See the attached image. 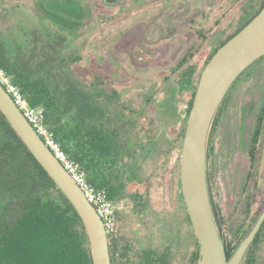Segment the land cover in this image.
<instances>
[{"label": "trees", "instance_id": "obj_1", "mask_svg": "<svg viewBox=\"0 0 264 264\" xmlns=\"http://www.w3.org/2000/svg\"><path fill=\"white\" fill-rule=\"evenodd\" d=\"M263 6L264 1L220 46L237 34ZM61 11L65 14L48 9L46 18L60 23L62 30L81 26L68 9ZM8 36L0 25V69L19 87L29 106L44 111L45 124L61 149L81 167L89 183L105 190L115 206L125 198L128 188L133 189L131 197L135 199L136 206L144 204L145 182H148L146 170L156 169L159 162L162 159L166 161L174 149L180 157L186 120L202 71L192 86L191 97L178 127L170 139L163 140L154 120L137 107L133 96L124 93L125 88L115 86L96 63L89 75L79 73L81 57L71 49L66 35L58 31L33 29L24 33L19 43L9 40ZM220 46L209 54L204 67ZM187 58L180 59L176 67L183 68ZM263 58L248 67L233 86ZM93 71L96 75L92 78ZM194 71L192 66L183 76H188L186 80L190 82L194 80ZM229 94L230 89L213 118L209 134ZM143 97L141 95L140 99ZM145 98L146 101L143 98L141 103H150V97ZM259 120L262 121L261 117ZM208 147L207 140L206 175L210 154ZM177 172L182 210L166 225L170 228L175 224L184 227L193 245L189 262L198 264L199 247L180 191L179 167ZM211 207L215 216L212 204ZM215 223L224 242L226 256L230 259L250 230L233 241H227L219 220L216 219ZM263 231L264 222L241 264H254L251 249L258 243ZM114 236L108 235L111 264H179V258L168 250L157 252L139 246V252L133 259L130 257L132 244L121 242ZM169 239L171 245H180L181 235L177 233ZM0 264H92L88 237L80 217L1 112Z\"/></svg>", "mask_w": 264, "mask_h": 264}, {"label": "rangeland", "instance_id": "obj_2", "mask_svg": "<svg viewBox=\"0 0 264 264\" xmlns=\"http://www.w3.org/2000/svg\"><path fill=\"white\" fill-rule=\"evenodd\" d=\"M252 2L255 1L240 0L239 4L243 7ZM102 3V0H0V25L8 33L7 38L18 43L24 38V33L33 29L58 31L66 35L71 49L81 57L79 73L89 75L92 65L96 63L115 86L125 88L124 93L133 96L137 107L154 120L162 139H170L183 117L192 86L213 46L230 30H218L219 26L216 25L227 18L228 4L224 8L223 5L217 8L214 7V0H211L210 8L190 16V25L185 27L180 25L183 22L178 19L170 30L129 32L121 28L124 24L119 25L122 16L110 15ZM48 9L56 10L57 14H65L61 10L68 9L81 26L62 30L60 23L46 18ZM149 19L151 21L147 27L156 26L154 18ZM132 20L130 18L129 23ZM140 41L144 46H138ZM185 56H188L187 63L178 69V62ZM192 66L195 70L194 80L189 82L186 80L189 77L183 76V73ZM94 75L96 73L93 71L90 77ZM141 95H144V101L146 96L150 97V103L142 104ZM260 117L261 127H264V58L234 87L232 85L208 138L212 206L227 241H233L244 231L251 230L264 208L263 137L258 144L257 170L254 172L256 186L250 174L246 178L249 171L248 147ZM177 167H180V157L174 149L166 161L162 159L159 162L156 169L151 171L147 167L145 178H148V182H145L146 194L142 207L136 206L135 199L131 197V188L126 190L125 198L116 205L119 221L118 233L114 238L132 244L130 257L133 259L142 247L157 252L168 250L179 258V264H190L193 245L188 233L182 226L175 224L170 228L166 225L182 210ZM177 233L181 235L180 245H171L169 238ZM251 252L254 264H264V231ZM244 261L245 257L242 259Z\"/></svg>", "mask_w": 264, "mask_h": 264}, {"label": "water", "instance_id": "obj_3", "mask_svg": "<svg viewBox=\"0 0 264 264\" xmlns=\"http://www.w3.org/2000/svg\"><path fill=\"white\" fill-rule=\"evenodd\" d=\"M264 56V6L237 34L212 55L203 68L186 126L180 154V188L199 247L198 264H240L264 222V209L228 259L215 223L206 181V147L213 118L236 79ZM0 112L35 160L70 202L84 226L92 264H111L102 221L0 85Z\"/></svg>", "mask_w": 264, "mask_h": 264}, {"label": "flooded vegetation", "instance_id": "obj_4", "mask_svg": "<svg viewBox=\"0 0 264 264\" xmlns=\"http://www.w3.org/2000/svg\"><path fill=\"white\" fill-rule=\"evenodd\" d=\"M239 1L240 0H214V7L217 6V8L221 7L222 5V8H224L228 4V13L226 16L227 18H224V20H222L221 22L216 23V25L219 26L218 30H230L227 31V33L221 40L217 41L216 45L213 46V48H217L218 46H220V44L224 40H226L231 34L238 30L251 17V15H253V13L258 9L259 4L264 0H254L255 2L249 3L243 7L239 4ZM258 1H260L259 4ZM102 2V4L107 7V11L110 15L122 16L123 20L119 25L122 26L124 24V26L121 27L124 31L140 32L147 30H170L178 22V19L183 22L182 24L180 23L182 27L190 25V16L201 14V10H208L210 8L209 5L211 0H102ZM149 17L154 18L156 26L152 25V27H147V25L151 21ZM130 18L133 19L131 23H129ZM197 40L198 42H200L199 39ZM202 42H205V40H203ZM142 44L143 43H141L140 41V44L138 46H144ZM201 46L204 47V44L201 43ZM261 126L262 122L258 118L254 131L251 135L250 145L248 147L250 151L248 157L249 171H247L248 173H246V178L250 174V177L253 180L254 172H256L257 170L256 168L258 160V150L260 148L258 147V144L260 139L262 137L264 138V127ZM257 133H260L259 136H257ZM206 181L209 201L210 204H212V197L210 194L212 192V175L209 171L206 175ZM255 181L256 180H254V182ZM256 184L257 183L255 182V186ZM213 217L215 222L216 219L219 220L216 215L214 216V214Z\"/></svg>", "mask_w": 264, "mask_h": 264}, {"label": "built area", "instance_id": "obj_5", "mask_svg": "<svg viewBox=\"0 0 264 264\" xmlns=\"http://www.w3.org/2000/svg\"><path fill=\"white\" fill-rule=\"evenodd\" d=\"M0 85L43 144L71 176L88 203L92 205L102 221L106 235H115L118 231L117 209L115 204L108 198L105 190L98 189L87 181L81 167L66 155L55 140L54 134L47 128L44 111L40 108L29 106L19 87L14 85L1 69Z\"/></svg>", "mask_w": 264, "mask_h": 264}, {"label": "crops", "instance_id": "obj_6", "mask_svg": "<svg viewBox=\"0 0 264 264\" xmlns=\"http://www.w3.org/2000/svg\"><path fill=\"white\" fill-rule=\"evenodd\" d=\"M260 1H258V4H259Z\"/></svg>", "mask_w": 264, "mask_h": 264}]
</instances>
